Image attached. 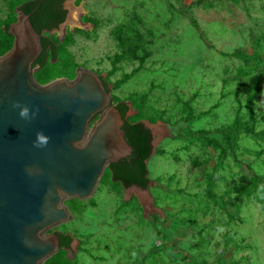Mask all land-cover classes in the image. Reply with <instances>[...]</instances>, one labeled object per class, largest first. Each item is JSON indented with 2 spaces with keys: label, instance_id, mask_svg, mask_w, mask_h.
Returning a JSON list of instances; mask_svg holds the SVG:
<instances>
[{
  "label": "rangeland",
  "instance_id": "1",
  "mask_svg": "<svg viewBox=\"0 0 264 264\" xmlns=\"http://www.w3.org/2000/svg\"><path fill=\"white\" fill-rule=\"evenodd\" d=\"M23 1L0 0V46ZM64 5L66 27L45 31L56 58L35 79L103 75L154 148L147 188L107 168L89 198L65 201L72 218L48 232L70 233L72 247L43 264H264V0Z\"/></svg>",
  "mask_w": 264,
  "mask_h": 264
},
{
  "label": "water",
  "instance_id": "2",
  "mask_svg": "<svg viewBox=\"0 0 264 264\" xmlns=\"http://www.w3.org/2000/svg\"><path fill=\"white\" fill-rule=\"evenodd\" d=\"M56 29L39 33L30 14L15 9L13 43L0 55V264H43L61 248L46 231L72 218L66 199L89 198L109 164L132 153L100 74L80 67L73 80L35 79L41 36ZM24 106L27 118L19 115Z\"/></svg>",
  "mask_w": 264,
  "mask_h": 264
},
{
  "label": "trees",
  "instance_id": "3",
  "mask_svg": "<svg viewBox=\"0 0 264 264\" xmlns=\"http://www.w3.org/2000/svg\"><path fill=\"white\" fill-rule=\"evenodd\" d=\"M65 1L66 0H25L18 5V9L30 14V21L34 28L39 33H42L44 30L58 28L60 24L66 20L68 10L64 7ZM9 25L10 23L5 24V32L8 36H12L8 33ZM41 41L43 50L33 66H43L49 54H51L53 59L56 58V43L46 35L41 36ZM10 47H8L7 42L5 45L0 46V55L9 50ZM100 76L104 80L106 88L110 90L108 82L104 79L103 75ZM115 104L124 117L122 128L124 129L126 140L132 146V153L121 158L117 162H111L108 169L111 171L113 180L120 182L125 187L136 185L141 188H147L150 185L151 178L149 176V167L146 161L151 158L154 148L152 131L145 122L141 120H131L127 117L129 104L126 101L121 100ZM234 129H236L235 133L247 130L242 127V124H236ZM232 130L233 129L229 132H233ZM247 131H253L255 134L258 133L254 132V130ZM189 134H192V132H187V135L184 136L178 134L177 137L188 138ZM258 178L264 181V175L258 176ZM57 234L60 239L61 247L71 249L73 236L63 231H57Z\"/></svg>",
  "mask_w": 264,
  "mask_h": 264
},
{
  "label": "clouds",
  "instance_id": "4",
  "mask_svg": "<svg viewBox=\"0 0 264 264\" xmlns=\"http://www.w3.org/2000/svg\"><path fill=\"white\" fill-rule=\"evenodd\" d=\"M19 115L21 117H24V118H27L28 115H29V109L27 106H24V107H21L20 108V111H19ZM37 140L40 142V143H43L46 141V137L40 133L37 134Z\"/></svg>",
  "mask_w": 264,
  "mask_h": 264
},
{
  "label": "flooded vegetation",
  "instance_id": "5",
  "mask_svg": "<svg viewBox=\"0 0 264 264\" xmlns=\"http://www.w3.org/2000/svg\"><path fill=\"white\" fill-rule=\"evenodd\" d=\"M65 7V6H64ZM60 26H61V24H60ZM60 26L58 27V29L60 28ZM67 200V199H66ZM68 208V207H67ZM69 209V208H68ZM57 231H59V230H57ZM57 231H53V232H56L57 233ZM53 232H50V233H53ZM46 234H49V232H48V230L46 231ZM71 246H72V243H71ZM61 248H64V247H61Z\"/></svg>",
  "mask_w": 264,
  "mask_h": 264
}]
</instances>
